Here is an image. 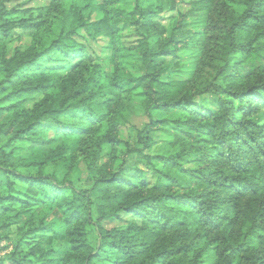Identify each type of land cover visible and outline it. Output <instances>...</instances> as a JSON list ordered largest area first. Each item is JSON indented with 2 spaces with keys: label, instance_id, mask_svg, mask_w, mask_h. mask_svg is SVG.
<instances>
[{
  "label": "trees",
  "instance_id": "trees-1",
  "mask_svg": "<svg viewBox=\"0 0 264 264\" xmlns=\"http://www.w3.org/2000/svg\"><path fill=\"white\" fill-rule=\"evenodd\" d=\"M121 1L0 0V264H264V0H196L167 25L158 18L174 0ZM16 31L25 48L12 47ZM79 33L107 40L111 71ZM188 44L191 75L163 81ZM136 113L148 121L130 148L119 129ZM160 133L171 139L149 154ZM81 162L87 186L72 177ZM120 215L132 221L104 227Z\"/></svg>",
  "mask_w": 264,
  "mask_h": 264
},
{
  "label": "rangeland",
  "instance_id": "rangeland-1",
  "mask_svg": "<svg viewBox=\"0 0 264 264\" xmlns=\"http://www.w3.org/2000/svg\"><path fill=\"white\" fill-rule=\"evenodd\" d=\"M95 3H100L101 0H93ZM175 1V10L173 12H165L161 14L158 18V21L162 23V25H167L171 17H175L179 12L185 13L190 9V5L193 1L196 0H174ZM132 2L129 0H123L120 2V7L125 10H129L132 7ZM47 5V0H6L5 7L10 10L12 8L16 9H25V8H42ZM15 35V41L12 45V47H17L19 46L20 48H25L28 45V39L22 35L21 32L16 31L14 33ZM75 41L77 44L83 46L85 49V55L94 63L99 64L105 71H111V66H110V51L107 48V40L105 39H98V40H90L86 37L84 33H79L76 37H74ZM138 41V38L136 36V33L134 32L133 28L130 27H120V38L119 42L125 46V47H133L136 45ZM12 49H9L11 51ZM178 61L177 63L180 65L179 70H174L175 67L171 64V70L167 72V74L163 75L161 79L163 81H180L184 79H188V76L191 75V71L193 69V63L199 59V52L197 51V46L194 44H188L186 49H182L178 52ZM207 59L205 60V62ZM202 63V72L200 73V76H205L206 73L208 72V68L206 64ZM174 70V72H171ZM134 71V70H132ZM138 75V74H136ZM127 97V96H126ZM41 97L35 96L32 97L28 100L27 102V107H31L32 104L37 102ZM130 101H135L138 102L140 101V98L138 97L137 94H134L133 96L128 97ZM203 102L205 105H207V100L208 98H202ZM166 116L165 113H155L153 115V118H160ZM172 116V115H170ZM259 120H262L263 115L260 114L257 116ZM256 117V119H257ZM147 118L140 114L136 113L133 117L130 118L128 123L119 129V138L129 144L130 148H136V139H135V131L141 127H143L147 123ZM103 130L101 131V133ZM171 138L169 136H166L162 133H160L157 136V144L154 145V147L148 152L149 154H156L159 151H161V145L164 142H167ZM18 144L19 151L21 155L27 150L28 145L26 143H23V145ZM122 151L119 152V156L122 155ZM102 158L98 160V163H102L108 159V152L107 151H102L101 152ZM154 167L157 168L159 167L157 164L153 163ZM136 168H140V170H143L144 177L143 180L146 184L151 186L155 182V174L154 170H151L149 167L141 162H137ZM53 169H49L50 172H52ZM75 183L77 185H86L88 184L87 182V172L86 168L83 166V163L81 162L79 164V167L77 170L73 173L72 175ZM20 187V186H19ZM120 218L116 220H110L104 223V227L106 229H112V228H124L126 226V223L132 221V218L120 215ZM45 239V240H44ZM43 239L44 244L46 247H49L51 249L55 250H63L64 249V243L50 235L46 236ZM90 243L92 244L93 247L98 246V238L97 236L90 230V235H89ZM7 243V242H6ZM0 252V256H1ZM93 264H107L106 262H94Z\"/></svg>",
  "mask_w": 264,
  "mask_h": 264
}]
</instances>
